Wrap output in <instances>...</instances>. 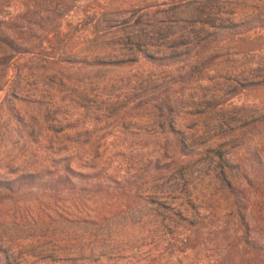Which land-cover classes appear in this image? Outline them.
<instances>
[{
    "label": "trees",
    "instance_id": "16d2710c",
    "mask_svg": "<svg viewBox=\"0 0 264 264\" xmlns=\"http://www.w3.org/2000/svg\"><path fill=\"white\" fill-rule=\"evenodd\" d=\"M81 1L0 0V123L6 112L24 132L19 152L31 154L10 174L54 201L69 177L80 180L84 187L65 191L84 225L144 205L166 224L147 243L161 249L139 257L143 239L134 248L112 247L107 238L87 236L64 245L61 233H52L62 208L37 201L42 232L21 243L0 238V264H264V112L238 120L230 108L238 96L264 94V0H111L120 5L109 12L117 19L101 18L108 14L101 5L74 27L106 36L111 48L70 53L61 27ZM188 7L195 15L175 18ZM15 103L36 115L26 124ZM184 117L193 123L182 131L175 124ZM107 131L136 137L133 146L153 152L100 151L114 145L105 141ZM124 139L115 148L132 147ZM226 147L242 152L235 165L225 162ZM39 153L47 168L33 170ZM207 160L215 170L204 194L186 182L159 185ZM20 187L0 179V206H13ZM21 214L6 219L17 227L30 218Z\"/></svg>",
    "mask_w": 264,
    "mask_h": 264
},
{
    "label": "rangeland",
    "instance_id": "374dc122",
    "mask_svg": "<svg viewBox=\"0 0 264 264\" xmlns=\"http://www.w3.org/2000/svg\"><path fill=\"white\" fill-rule=\"evenodd\" d=\"M111 0H82L81 2L77 3L75 5V8L72 10L71 13L68 14V16L64 19V23L61 27V32L64 34H69V43L67 44L68 52L70 53H89L92 51H98L100 50H107L110 47V41L107 39V37L100 35V36H94L90 27H85L81 31L74 30V27L78 25V21H80L85 13H90L92 10L99 11V8L101 5H107V11L108 14H105L103 19L110 20L117 19V15H111V11L118 8L119 3L116 4H110ZM182 9V8H181ZM178 10L176 13L175 18H188L190 15H195L194 8L188 7L187 9L183 8L182 10ZM257 33H262L261 31H258ZM260 48L264 49V42L260 44ZM261 56L264 58V50L260 51ZM141 64L144 65V63L141 61ZM12 78V73L8 72L7 79ZM202 86H205V84H202ZM190 87H193L190 86ZM4 97V92L0 93V101ZM59 100V99H57ZM264 94H260V92L254 94V95H241L237 98H234L233 105L230 107L232 116L235 117L238 120H249L255 116H258L262 112H264ZM1 109L5 110V104L0 103ZM15 108L18 110H21L20 115L23 116L25 123H28L27 118H30L31 116H35L36 109H33L30 105L25 104L24 106L19 105L17 103L14 104ZM5 116L2 119V122L0 123V179L12 182L14 181L15 184L19 183L20 192L15 198V203L13 206H10V204L4 203L0 206V238L4 240H9L10 242L14 243H21L24 239H27L29 235H37L39 232L36 229H43L44 227L40 226V223L35 221V219H39L37 217V209L40 208V204H38L37 201L43 202L45 201L44 205H53L56 204V206L62 208V221L56 225L57 231H52V233L60 232L64 245H68L70 247H75L79 244L80 238L82 236L87 237H104L109 239V244L107 246L116 247L120 244H124L129 247H137L140 239L144 240V246L142 247L141 251L137 256L141 257L142 254L148 250H152V253H157L161 248V246L158 247V244H153L152 246H147L148 242L152 238L151 233L154 231H164L162 228V225H166L162 217L154 215L148 207L144 205H140L139 207H134L128 210H124L121 213L113 214L111 217H108L101 223L97 224L96 226L92 225H84L82 223H77L75 217L78 216V214L73 211L72 208H70V204L72 200L68 196L67 190L73 187L76 191L84 186H81L80 180L74 179L69 177L68 178V185L67 187H62L63 194L59 195L58 200H53L52 198L50 200L47 199L46 196H50L48 192H42L41 189H37L35 184L33 182L28 181H16V177L18 175H11L10 171L14 168L16 169H22V161L23 160H30L31 154H24L22 152H19L20 144L18 143V137L20 133L18 130H16V126L10 122L9 119H7L8 114L6 115V112L3 113ZM185 123L182 121H178L175 124V127L177 129H181L184 131L185 127H191L193 121L185 118ZM195 122L201 124L203 121H205V118L194 120ZM25 132L30 131V129H25ZM109 131L104 132V135H106L107 138H105V141L107 144L114 145L109 146L106 145L103 148H100V151H105L106 153H117L120 152V154L125 155H140L144 156L146 154H149L153 152L151 146L144 145L138 148L139 146H133L132 141H129L130 139H136V137L131 136H123L122 134H113L111 136H107ZM188 134L194 133V131L187 132ZM25 135V134H24ZM43 135V134H42ZM41 135V136H42ZM141 135V134H140ZM211 136V134H207ZM208 136V137H209ZM142 137V136H141ZM127 140H125V139ZM121 139H124L127 144H129L132 147H129V149L126 148H115V144L118 143ZM27 145H30V143L25 139L24 140ZM160 138L157 139V143L160 144ZM226 140L221 141H215L216 145H221ZM150 141L145 142V144H148ZM121 149V150H119ZM205 148L199 149L198 152L203 150ZM186 152H190V149L186 150ZM131 153V154H130ZM194 154H197L196 152H192ZM242 155V152H238L236 150H232L229 147H226L224 149V155L223 158L226 163L230 165H235L237 163L238 158ZM38 156L40 157L39 162H37V165L35 164L33 170H40L42 167L47 168L46 166V159L44 158V154L39 153ZM194 161V158H192ZM116 164L112 162L108 167L105 166L107 169V173H109ZM215 170V163L212 160L203 161L200 164H196L194 166L188 167L187 169L183 170L182 175H173L171 176V180L168 184H159L163 185V188L168 189L169 186H173L174 188H180L184 182L187 183L188 187H194L195 189L201 191L202 194H204L203 189H206V185L208 183V176L212 174V172ZM27 173V172H25ZM92 174V173H91ZM38 183H42L38 182ZM191 184V185H190ZM172 191V190H171ZM109 203V202H107ZM105 203V204H107ZM110 204L113 205L114 202L110 201ZM43 205V204H41ZM16 212L17 214H21L22 212H27V215L30 216V218H25L22 220L26 221V223H21L17 227L12 225L8 222L6 219L7 217L11 216L12 213ZM23 215V214H21ZM32 217V218H31ZM30 220H33V222H28ZM166 222V220H165ZM34 239V243L32 246H38L36 243V238ZM139 239V240H138ZM106 246V247H107Z\"/></svg>",
    "mask_w": 264,
    "mask_h": 264
}]
</instances>
